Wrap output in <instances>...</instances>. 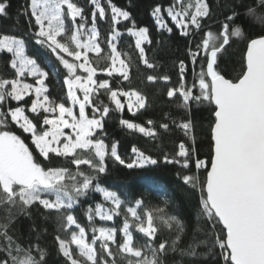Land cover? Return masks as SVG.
I'll return each instance as SVG.
<instances>
[{"label": "snow or ice", "instance_id": "6c2138e0", "mask_svg": "<svg viewBox=\"0 0 264 264\" xmlns=\"http://www.w3.org/2000/svg\"><path fill=\"white\" fill-rule=\"evenodd\" d=\"M89 2L90 25L78 0H25L16 15L24 18L26 31H0V59L11 70L10 77H0V264H47L41 230L32 217L41 208L45 219L55 215V242L63 264H170L169 256H179L171 264H198L217 249L223 264H264V0L153 5L150 15L157 31L171 36L170 20L188 40L187 60L175 65V84L168 73L146 77L149 83L169 84L167 98L179 100L177 107L188 117L177 121L166 113L158 129H179L185 139L162 157L133 145L127 161L118 142H106L105 122L111 112L123 113L127 107L135 116L148 103L145 93L125 86L131 82L130 64L118 45L126 33L143 66L155 70L149 53L160 41L114 0ZM214 7L220 8L219 16ZM10 9L11 0H0V18L11 17ZM97 18L109 22L103 39ZM214 24L219 25L215 31ZM237 41L245 48L240 72L230 79L221 64ZM31 44L55 57L66 89L58 98L46 84L50 73L42 58L29 54ZM105 50L110 62L100 67L96 61L104 59ZM204 105L213 117L207 159L199 156L197 125L191 118L193 109ZM119 123L153 141L159 136L152 118L147 127L126 119ZM54 158L63 163L52 166ZM109 159L129 170L160 163L179 167L178 178L187 195L196 197L199 212L187 243V225L166 211L167 198L163 206L142 211V199L133 201L118 188L102 186ZM95 194L102 202L87 207L88 225L82 226L76 209ZM21 217L30 221L28 236L17 235ZM97 218H122V225L97 226ZM165 229L168 234L161 236Z\"/></svg>", "mask_w": 264, "mask_h": 264}, {"label": "trees", "instance_id": "16d2710c", "mask_svg": "<svg viewBox=\"0 0 264 264\" xmlns=\"http://www.w3.org/2000/svg\"><path fill=\"white\" fill-rule=\"evenodd\" d=\"M170 2L171 0H131V7H129V0H114V3L118 6L131 12L138 26H147L155 40L160 41V43L152 46L154 51L149 53V58L157 65L155 70H150L143 66L142 62L138 59V53L134 49L133 38L128 37L126 33L122 36L118 45L120 50L125 53L123 58L130 64L129 72L131 82L130 85L128 82H125V86H130L132 89H139L142 93H145L148 103L147 110H141L137 112L135 116L128 112L127 107H125L123 113L111 112L110 118L105 122V131L107 133L106 142L109 144L118 142V151L126 161L130 160L133 156L131 153L133 145L145 151V153L151 154L153 157H162L164 153L171 154L174 152L176 150V145H178L181 140L185 139L179 129H174L169 132L158 129L159 123L166 113H170L177 121H180L181 118L185 120L188 118L184 115L183 111L177 107L180 103L179 100L170 101L167 98L166 91L170 85L165 84L163 81L149 83L146 80L149 74L159 75L168 73L172 76V84H175L177 79L175 65L178 64L180 59L187 60L186 49L188 47V40L179 35L178 30L171 24L170 20L169 25L173 27V34L171 36L157 31L154 19L150 15L151 8L154 4L161 3L167 6ZM24 3L25 0H11L10 12L12 15L9 18H0V31L16 33L17 35L26 31L24 18L16 15L17 11ZM78 3L85 7V11L89 17V23H91V12L93 9L89 0H78ZM209 3L213 6L217 4L222 5L224 0H209ZM214 11L216 16L220 15V8L214 7ZM209 23L211 24L212 22ZM97 26L101 32V38H105L108 34L109 22L107 20L101 21L97 18ZM119 27L123 32V25ZM218 27V24H214L212 25V30L215 31ZM244 48L245 44L242 41H237L233 43L228 54L223 57L221 69L222 74L225 75L226 78L234 79L239 74ZM28 51L29 54L42 58V62L45 63V67L50 73L46 84L49 86L51 96L58 98L66 89L63 86V76L56 71L58 64L55 57L35 44H31ZM101 56L104 57V59H100L96 61V63H98L100 67H103L105 63L110 62L107 61V50L102 52ZM10 74L11 70L8 69L5 62L0 59V77H10ZM101 99L104 103H108L106 97H101ZM14 103L15 102H13V104ZM28 107H30V105H28ZM112 107L114 108V106ZM26 114L34 120L38 119L30 112H26ZM149 118L156 121L155 126L159 130V136L155 141L144 137L138 132L129 130L119 123L120 119H126L130 122L139 123L147 127L146 121ZM191 118L197 125L196 135L199 156L202 159H207L210 153L209 128L213 119L210 114V107L204 105L199 107V110L193 109ZM13 127L17 134H22V130L16 128V126ZM65 131L67 132L69 130L66 129ZM27 135L28 134H22L23 137H27ZM161 139L162 143L160 142ZM26 143L30 144V139H26ZM51 163L52 166H59L63 161L61 158H54ZM107 163L109 172L102 178V186L106 184L118 188L125 192L133 201L137 198L142 199V211L150 210L157 206H163L164 200L167 198L168 207L166 211L170 214H175L187 225L188 236L185 237V242L187 243L196 227L199 212L196 197H189L187 195V189L178 178V173L180 172L179 167L160 163L156 166H146L142 169L134 168L129 170L111 159H109ZM45 164H48V162L45 161ZM67 166L70 168L75 167L72 165ZM81 168L86 171L88 170L86 165H82ZM95 202H102V196L95 194L76 209L75 215L78 217L82 226L87 227L88 221L85 211L89 205H94ZM43 212L44 210L42 208L39 211L34 209L32 211V217L35 224L41 230L40 243L47 252V264H63V258L59 256L55 242V235L59 232V226L55 215L53 214L51 218L45 219L41 215ZM157 223L159 224V221H157ZM96 224L97 226H121L122 218H115L114 222H102L97 218ZM29 225L30 221L21 217L17 221V228L19 229L17 235L23 233L25 236H28L30 231ZM88 231L90 240L91 231L90 229ZM218 231L219 228L217 229V232ZM167 234L166 229L160 233L161 236H166ZM134 235L141 241L146 239L142 237V234L134 233ZM0 243H3V241H0ZM113 250L115 251V249ZM200 250L203 251V249ZM216 252V255H210L208 258L200 260L198 264H223V260L219 256V250L217 249ZM168 259L171 264V261L173 259L178 260L179 256H169Z\"/></svg>", "mask_w": 264, "mask_h": 264}, {"label": "rangeland", "instance_id": "374dc122", "mask_svg": "<svg viewBox=\"0 0 264 264\" xmlns=\"http://www.w3.org/2000/svg\"><path fill=\"white\" fill-rule=\"evenodd\" d=\"M90 24V23H89ZM73 248H74V246H73Z\"/></svg>", "mask_w": 264, "mask_h": 264}]
</instances>
